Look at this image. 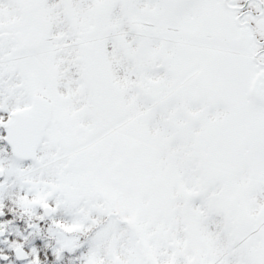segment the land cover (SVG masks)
Wrapping results in <instances>:
<instances>
[{
    "label": "snow or ice",
    "instance_id": "6c2138e0",
    "mask_svg": "<svg viewBox=\"0 0 264 264\" xmlns=\"http://www.w3.org/2000/svg\"><path fill=\"white\" fill-rule=\"evenodd\" d=\"M0 264H264V0H0Z\"/></svg>",
    "mask_w": 264,
    "mask_h": 264
}]
</instances>
